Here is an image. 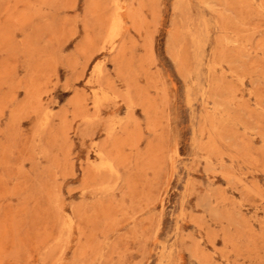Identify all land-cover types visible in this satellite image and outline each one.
<instances>
[{
    "label": "rangeland",
    "instance_id": "obj_1",
    "mask_svg": "<svg viewBox=\"0 0 264 264\" xmlns=\"http://www.w3.org/2000/svg\"><path fill=\"white\" fill-rule=\"evenodd\" d=\"M0 264H264V0H0Z\"/></svg>",
    "mask_w": 264,
    "mask_h": 264
}]
</instances>
